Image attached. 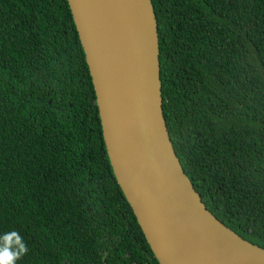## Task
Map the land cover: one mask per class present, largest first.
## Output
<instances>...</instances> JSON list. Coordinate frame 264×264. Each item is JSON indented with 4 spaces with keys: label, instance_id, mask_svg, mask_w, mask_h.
<instances>
[{
    "label": "trees",
    "instance_id": "trees-1",
    "mask_svg": "<svg viewBox=\"0 0 264 264\" xmlns=\"http://www.w3.org/2000/svg\"><path fill=\"white\" fill-rule=\"evenodd\" d=\"M153 3L177 154L209 210L264 249V0ZM21 245L13 264H161L68 0H0V250Z\"/></svg>",
    "mask_w": 264,
    "mask_h": 264
},
{
    "label": "water",
    "instance_id": "water-1",
    "mask_svg": "<svg viewBox=\"0 0 264 264\" xmlns=\"http://www.w3.org/2000/svg\"><path fill=\"white\" fill-rule=\"evenodd\" d=\"M68 1L115 174L160 263L264 264V249L209 210L177 154L153 0H120L118 13L114 0Z\"/></svg>",
    "mask_w": 264,
    "mask_h": 264
},
{
    "label": "clouds",
    "instance_id": "clouds-1",
    "mask_svg": "<svg viewBox=\"0 0 264 264\" xmlns=\"http://www.w3.org/2000/svg\"><path fill=\"white\" fill-rule=\"evenodd\" d=\"M19 242V241H18ZM27 249L21 245L18 252H11L7 248L0 250V264H13Z\"/></svg>",
    "mask_w": 264,
    "mask_h": 264
},
{
    "label": "bare ground",
    "instance_id": "bare-ground-1",
    "mask_svg": "<svg viewBox=\"0 0 264 264\" xmlns=\"http://www.w3.org/2000/svg\"><path fill=\"white\" fill-rule=\"evenodd\" d=\"M114 7H115V10H116V13H118L119 9H120V0H114Z\"/></svg>",
    "mask_w": 264,
    "mask_h": 264
}]
</instances>
